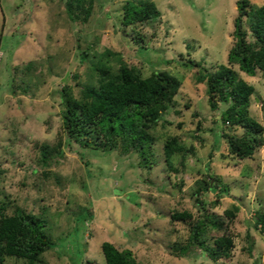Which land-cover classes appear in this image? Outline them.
I'll use <instances>...</instances> for the list:
<instances>
[{
	"label": "rangeland",
	"instance_id": "1",
	"mask_svg": "<svg viewBox=\"0 0 264 264\" xmlns=\"http://www.w3.org/2000/svg\"><path fill=\"white\" fill-rule=\"evenodd\" d=\"M64 1L0 0L5 214L18 206L45 220L53 244L40 256L44 264H104L103 241L129 249L136 264H264V233L252 225L254 212L264 211V130L250 157L227 154L219 119L227 103L210 109L206 85L197 78L220 66L237 73L253 87L248 115L264 127V71L250 76L226 60L236 0H151L159 15L126 26L120 25L126 0H96L86 23L67 17ZM243 20L247 39L253 40ZM121 63L141 77L163 70L179 81L167 109L148 130L154 140L148 167L134 151L67 139L59 113L62 86L78 99L84 87L96 83L98 66L115 71ZM171 137L192 150L182 165L178 156L172 158L177 171L166 167L162 153ZM42 144L55 145L46 164L40 160ZM208 173H214L211 182L217 185L201 192L200 207L193 193ZM223 185L227 193L219 191ZM174 211L190 216L173 220ZM203 212L223 219L220 227L207 228L204 243L214 246V237L229 235L230 256L210 260L195 244L186 256L171 254L187 243L189 222ZM1 264L26 262L6 257Z\"/></svg>",
	"mask_w": 264,
	"mask_h": 264
},
{
	"label": "trees",
	"instance_id": "2",
	"mask_svg": "<svg viewBox=\"0 0 264 264\" xmlns=\"http://www.w3.org/2000/svg\"><path fill=\"white\" fill-rule=\"evenodd\" d=\"M95 1L65 0L64 10L71 21L86 23ZM235 8L231 31L233 42L227 51L226 60L228 64L236 65L239 71L252 76L256 69L264 71V1L260 5H249L248 0H236ZM158 15L159 11L151 0H126L122 5L120 25L145 22ZM244 17L253 40L247 39ZM197 78L206 85L210 109H216L221 102L227 103L219 113L226 153L236 159L250 157L262 142L264 130L260 123L248 115L252 85L225 66H220L214 72L200 73ZM178 86V79L163 70H154L149 76L141 77L134 67L125 63H121L115 71L98 66L96 83L84 87L78 99L68 94L66 85L60 89L63 108L59 113L66 138L93 148H113L122 153L134 151L139 163L148 167L154 141L148 130L161 118ZM237 128L241 129L240 134L236 133ZM54 149L55 145H40V160L43 164L47 163ZM189 152L192 150L175 137L166 139L162 144L164 161L169 170L177 171L175 163L171 161L175 155L182 165ZM213 174L208 173L207 178H201L193 193L194 203L200 207L203 205L201 192L214 189L217 185L211 182L215 180ZM219 191L227 193L226 186L223 185ZM7 206L0 200V264L6 257L24 259L26 264H44L40 256L53 244L44 230L45 220L18 206L14 207L11 215H7ZM236 208L237 205H233V210L236 211ZM189 216L187 211L171 213L173 220ZM227 216L230 217L231 213ZM222 220L218 214L203 212L200 217L189 222L187 243L177 245L171 254L186 256L188 247L195 244L210 260L229 257L232 247L229 235L222 233L214 237V246L205 244L201 237L207 228L220 227ZM252 225L260 234L264 233L263 210L254 212ZM100 251L104 264H136L129 249H118L108 241L101 242Z\"/></svg>",
	"mask_w": 264,
	"mask_h": 264
},
{
	"label": "water",
	"instance_id": "3",
	"mask_svg": "<svg viewBox=\"0 0 264 264\" xmlns=\"http://www.w3.org/2000/svg\"><path fill=\"white\" fill-rule=\"evenodd\" d=\"M261 235V234H260Z\"/></svg>",
	"mask_w": 264,
	"mask_h": 264
}]
</instances>
